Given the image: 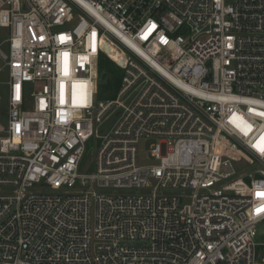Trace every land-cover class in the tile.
I'll return each instance as SVG.
<instances>
[{
	"label": "built area",
	"instance_id": "built-area-1",
	"mask_svg": "<svg viewBox=\"0 0 264 264\" xmlns=\"http://www.w3.org/2000/svg\"><path fill=\"white\" fill-rule=\"evenodd\" d=\"M0 27V264H264V0H0Z\"/></svg>",
	"mask_w": 264,
	"mask_h": 264
},
{
	"label": "rangeland",
	"instance_id": "rangeland-1",
	"mask_svg": "<svg viewBox=\"0 0 264 264\" xmlns=\"http://www.w3.org/2000/svg\"><path fill=\"white\" fill-rule=\"evenodd\" d=\"M5 38L4 30L0 27V41ZM6 48V45L3 46ZM111 80L115 77L118 79H121L122 76V70L116 66L113 67V70L111 71ZM5 80L4 75H0V81ZM114 85H99V93L97 97L99 99H105V98H114L116 94ZM0 123L5 124L6 123V95L3 91L2 86H0ZM112 123L111 119H108L107 121L102 124L97 132L98 136L104 135V133L107 131L108 127H110V124ZM154 140H141L138 146V162L141 165L149 164V163H155L154 161L149 158V154L147 151L149 150L150 144ZM99 144V140H94L93 138L88 142L87 149L84 157V163L85 166L92 165L93 157L96 153V148ZM84 166V165H83ZM256 234L257 238L256 240L259 242H264V221L260 222L256 227Z\"/></svg>",
	"mask_w": 264,
	"mask_h": 264
},
{
	"label": "trees",
	"instance_id": "trees-1",
	"mask_svg": "<svg viewBox=\"0 0 264 264\" xmlns=\"http://www.w3.org/2000/svg\"><path fill=\"white\" fill-rule=\"evenodd\" d=\"M115 66V63L110 60L108 57L101 55L99 58V70L105 71V73L108 75V82L106 85H114L115 90H117L119 86L120 79L114 78L111 80V71L113 70V67ZM117 66V65H116Z\"/></svg>",
	"mask_w": 264,
	"mask_h": 264
},
{
	"label": "water",
	"instance_id": "water-1",
	"mask_svg": "<svg viewBox=\"0 0 264 264\" xmlns=\"http://www.w3.org/2000/svg\"><path fill=\"white\" fill-rule=\"evenodd\" d=\"M104 51L111 57V60L113 62L115 61L119 65L124 64V58L121 57L115 50H113L109 46H105ZM107 82H108V75L105 73V71L101 70L99 73L98 83L99 85H106Z\"/></svg>",
	"mask_w": 264,
	"mask_h": 264
},
{
	"label": "snow or ice",
	"instance_id": "snow-or-ice-1",
	"mask_svg": "<svg viewBox=\"0 0 264 264\" xmlns=\"http://www.w3.org/2000/svg\"><path fill=\"white\" fill-rule=\"evenodd\" d=\"M258 195H260V194H258ZM262 210H264V209H258L257 212L259 213V212L262 211Z\"/></svg>",
	"mask_w": 264,
	"mask_h": 264
}]
</instances>
